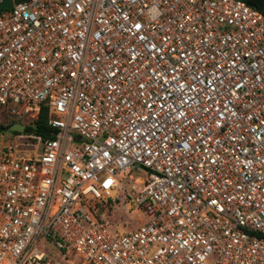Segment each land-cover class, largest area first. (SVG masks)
Masks as SVG:
<instances>
[{
    "label": "built area",
    "instance_id": "built-area-1",
    "mask_svg": "<svg viewBox=\"0 0 264 264\" xmlns=\"http://www.w3.org/2000/svg\"><path fill=\"white\" fill-rule=\"evenodd\" d=\"M42 107L51 137L17 121ZM13 123L0 264H264V14L245 0H12ZM125 172L141 220L112 232Z\"/></svg>",
    "mask_w": 264,
    "mask_h": 264
},
{
    "label": "rangeland",
    "instance_id": "rangeland-1",
    "mask_svg": "<svg viewBox=\"0 0 264 264\" xmlns=\"http://www.w3.org/2000/svg\"><path fill=\"white\" fill-rule=\"evenodd\" d=\"M35 119L32 120L33 122L31 119H27L25 121V118L23 117L18 118L17 121L23 123L28 122L27 128H29L31 126L34 127ZM131 174L134 175V173ZM135 178L137 179L136 176ZM135 178L129 180L130 178L128 173H122L120 176L122 184L116 189V191L113 192L114 199L105 203V211L108 215L104 217L103 214L102 218H105L104 220L108 222L109 226H111L110 229L112 232H115L114 230H123L136 226L141 220L135 206L131 203L129 197L127 196V188L137 186L139 183V181L135 180ZM72 260L74 264L83 263V259L78 255H74Z\"/></svg>",
    "mask_w": 264,
    "mask_h": 264
},
{
    "label": "trees",
    "instance_id": "trees-1",
    "mask_svg": "<svg viewBox=\"0 0 264 264\" xmlns=\"http://www.w3.org/2000/svg\"><path fill=\"white\" fill-rule=\"evenodd\" d=\"M245 1L264 14V0H245ZM47 120H48V110L46 107H42L40 113L38 114V117L34 120V127L31 126L29 128H26V130H33L39 134H42L45 137H51L52 130L48 126ZM6 128H8V125L2 126L0 124V131L5 130ZM100 212L104 214V217L108 215L104 208H100Z\"/></svg>",
    "mask_w": 264,
    "mask_h": 264
},
{
    "label": "water",
    "instance_id": "water-1",
    "mask_svg": "<svg viewBox=\"0 0 264 264\" xmlns=\"http://www.w3.org/2000/svg\"><path fill=\"white\" fill-rule=\"evenodd\" d=\"M11 4H12V0H2L0 2V9L1 8H5V7H10ZM8 129L11 130V131L22 132V131H24L25 126L22 123H13V124L8 126Z\"/></svg>",
    "mask_w": 264,
    "mask_h": 264
},
{
    "label": "bare ground",
    "instance_id": "bare-ground-1",
    "mask_svg": "<svg viewBox=\"0 0 264 264\" xmlns=\"http://www.w3.org/2000/svg\"><path fill=\"white\" fill-rule=\"evenodd\" d=\"M137 181H139V180L137 179Z\"/></svg>",
    "mask_w": 264,
    "mask_h": 264
}]
</instances>
